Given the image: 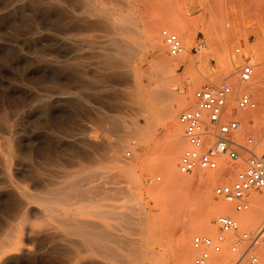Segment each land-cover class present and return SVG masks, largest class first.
<instances>
[{
  "label": "rangeland",
  "instance_id": "1",
  "mask_svg": "<svg viewBox=\"0 0 264 264\" xmlns=\"http://www.w3.org/2000/svg\"><path fill=\"white\" fill-rule=\"evenodd\" d=\"M162 25L187 51L197 40L204 49L170 57ZM237 47L253 85L237 81ZM221 83L232 97L263 98L264 0H0V264H193L191 237L217 231L224 201L213 188L242 163L221 157L216 171L180 174L177 116L195 89ZM263 114L235 118L258 130ZM251 209L225 212L250 221ZM243 220L244 230L264 227ZM223 262L249 264L226 248Z\"/></svg>",
  "mask_w": 264,
  "mask_h": 264
},
{
  "label": "built area",
  "instance_id": "2",
  "mask_svg": "<svg viewBox=\"0 0 264 264\" xmlns=\"http://www.w3.org/2000/svg\"><path fill=\"white\" fill-rule=\"evenodd\" d=\"M159 36L167 54L173 58L186 52H199L205 47L201 40H197L187 51L177 33L166 27L159 30ZM234 52L242 59L238 83L253 85L257 80L253 78L252 65L240 48H235ZM261 97L259 100L249 89L232 97L231 86L227 83L204 85L194 90L192 106L177 116L185 142L177 163L180 174L216 171L221 157L228 162L242 163L232 181L213 188V196L231 204L236 214L249 210L253 191L264 196V114L258 130L256 120L244 124L235 118L238 112H255L261 106L264 108V90ZM129 156L130 150L126 151V157ZM214 223L217 228L214 236L198 233L191 237L193 264H216L223 248L237 254L238 260L246 258L249 264H264L263 226L244 230L236 217L226 213L218 214Z\"/></svg>",
  "mask_w": 264,
  "mask_h": 264
},
{
  "label": "bare ground",
  "instance_id": "3",
  "mask_svg": "<svg viewBox=\"0 0 264 264\" xmlns=\"http://www.w3.org/2000/svg\"><path fill=\"white\" fill-rule=\"evenodd\" d=\"M158 27V26H157ZM160 27V25H159ZM161 27H164L163 25ZM179 32L180 30H182L181 32L184 33L187 31V27L185 25H182L181 27H179ZM156 29V28H155ZM155 29H152V31H150V37H149V43H150V47H152L154 49V51H156L157 53L160 54L161 50L163 49V46L161 44V41L160 39L158 38L157 34H156V30ZM161 28H159L158 30H160ZM180 32V33H181ZM133 34H131V37L134 36V38H132V42H135L133 39H135V33L132 32ZM137 37V36H136ZM130 40V41H131ZM131 42V43H132ZM134 43V44H135ZM136 46V45H135ZM161 57V56H160ZM161 61V60H160ZM162 62V61H161ZM173 102L176 104V106L178 108L182 107L183 104H184V97L182 96H177L173 99ZM171 111V110H169ZM174 113V112H173ZM175 120H173V122H171V125H170V134H171V139H172V144L174 146L173 148V151L172 153L170 154V156L168 157L169 158V161L167 163V166L170 170L169 173H174V164H175V160L177 158V155H178V151L177 149L175 148V146L178 144V140H179V134H180V127L179 125H177L176 122H174ZM143 136V135H142ZM141 137V136H140ZM132 198V197H131ZM251 200V199H250ZM228 206H229V203L227 202H220L217 209H218V212L220 213H226L225 210L228 209ZM251 206H252V209H251V216H248L250 217V221H249V218H246V216L243 217V219H248L246 221H249L248 223L251 224V223H259L262 219L264 220V202L262 200V198H260V196H252V200H251ZM250 206V207H251ZM250 209V208H249ZM247 212V211H246ZM219 213V214H220ZM228 214V213H226ZM230 215V214H229ZM250 215V213H249ZM211 218V214L210 213H207L205 214V218L204 220L202 221L200 227L202 229H207V225H208V220ZM238 219V218H237ZM241 219L240 217V220L239 222H244L245 220ZM245 224V223H244ZM260 257L262 258V255H260ZM227 262V261H226ZM226 262H223L222 264H225ZM191 264V263H190Z\"/></svg>",
  "mask_w": 264,
  "mask_h": 264
}]
</instances>
